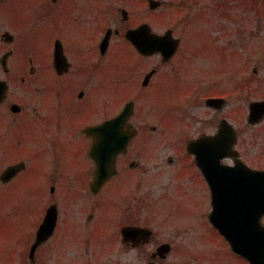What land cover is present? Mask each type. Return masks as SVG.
Here are the masks:
<instances>
[{"label": "flooded vegetation", "instance_id": "obj_1", "mask_svg": "<svg viewBox=\"0 0 264 264\" xmlns=\"http://www.w3.org/2000/svg\"><path fill=\"white\" fill-rule=\"evenodd\" d=\"M216 1L220 2L216 9L209 5L206 10H200L194 29L189 31L181 25L191 23L193 15L188 12L181 21L183 11L189 7L187 0H0V209L27 204L32 202L36 192L40 193L44 209L29 243L38 238V231L50 210L55 213L57 223L53 234L38 252L50 247L58 233L68 230L69 226L71 233L61 235L63 240L81 241L90 236V228L100 217H97L98 210L105 205L99 201V196L109 185L122 190L119 180L125 178L124 184L128 186L130 174L137 173L134 176L139 178L140 184L136 182L135 185L137 191L144 189L147 192L150 153L147 152L151 145L150 151H155L159 157L163 140L161 127L153 124L148 128L145 123L137 122V103L128 98L134 94L143 95L142 92L160 85L165 87L166 81L169 84L175 82L174 78L179 76L183 66L180 56L184 53L183 60L188 61L191 56L201 55L192 49L202 44L203 32L220 33L221 37L213 38L211 42L212 46L219 44L222 51L235 42L238 46L240 42L235 41L238 29L233 38L223 44L226 41L223 30L214 25V18H232L239 15L242 8L236 6L235 14L232 11L236 7L227 2L230 0ZM174 48L176 53L169 58ZM128 75L133 77V88L130 85L124 96L118 98L115 81H122ZM210 98H222L228 104V100L219 95H210L204 100ZM128 103L134 112L127 121L118 123L116 119ZM241 110L245 109L239 107V115H242ZM220 123L211 124L208 131L198 132V136L192 134V140L187 143V152L202 176L198 158L207 159V150L213 152L217 160L223 155L230 156L220 160V164L233 167L236 161L244 162L253 169L264 171V165L249 163V155L259 159L264 153L246 152L239 126L235 127L234 134L231 129L223 131L228 136L216 141L221 145L215 144L212 138H204L219 133ZM247 123L254 128V138L264 140V116L257 114L251 118L248 115ZM235 134L237 136L232 138ZM126 142V152L120 154L114 164L116 173L109 176L95 195L92 191L95 176L103 168L112 170V155L118 145L122 148ZM50 146L62 158L59 164L41 156ZM39 160L44 161L42 167L38 166ZM168 160L172 161V158ZM80 170L88 177L87 183L81 186L77 184ZM244 172L239 170V173ZM36 178H39V188ZM20 179H23V188L13 187L18 186ZM205 183L210 196L209 220L212 224L213 194L206 180ZM249 183L257 191L243 196V201L224 203L232 208L226 215L237 221L231 235L235 244L231 243L230 235L216 229L230 255L246 264L251 263L241 252L234 251V246L240 243L244 246V241L254 240L258 242V248L256 250L254 245L253 253L260 256L264 252V213L261 212L264 208V177L249 180ZM79 188L85 191L80 192ZM59 190L61 194L57 200ZM74 191L96 197L97 202H93L91 212H88L89 223L83 221L86 226L91 224L89 228H83V223L77 219L80 216L76 210H84L85 203L79 198L71 200ZM14 192L19 195L11 196ZM103 214L104 209L101 216ZM119 214L117 205L110 209L118 244L120 241L139 251L153 246L157 240L153 229L142 226L138 218L120 227L116 219ZM128 226L150 229L152 233L141 232L143 236L124 242L122 229ZM176 243L150 247L151 258L147 263L167 264L169 255L180 251ZM166 244L168 252L162 250L158 254Z\"/></svg>", "mask_w": 264, "mask_h": 264}, {"label": "rangeland", "instance_id": "obj_2", "mask_svg": "<svg viewBox=\"0 0 264 264\" xmlns=\"http://www.w3.org/2000/svg\"><path fill=\"white\" fill-rule=\"evenodd\" d=\"M187 2L189 7L183 11L184 14L178 15L183 14V21L188 12V15L193 13L191 23L181 24L189 31L194 29L201 9L206 10L209 5L216 9V5L220 3L216 0ZM227 2L233 8L238 6L242 10L232 18H214V25L223 30L226 40L223 44L230 41L238 29L235 41L240 42L237 43L240 47H235L236 42L230 44L228 53H224L223 58L218 54L221 46L215 43L212 46L211 42L213 38H220V33L211 35L210 31L203 34L197 31V34H202V44L195 46L193 50L201 55L191 56L188 61L183 60L184 53L180 56L183 66L182 72L174 78L176 83L174 80L171 84L166 81L165 87L160 85L142 92L144 96L134 94L128 98L137 103V122L145 123L148 128L153 124L161 127L163 140L159 157L155 151H150L151 145L147 152H150L149 173L145 184L148 186L147 192L144 189L137 191L135 185L140 184L139 178L134 177L137 173L130 174L132 180H129L128 186L124 184L125 178L119 180L122 190L109 185L99 196V201L105 205H101L98 210L97 217H100L90 228L91 235L85 236L81 241H67L68 238L63 240L61 235L71 233L69 226L68 230L58 233L50 247H44L38 252L37 264H148L151 258L150 247L172 242H177L175 245L181 252L169 255L167 264H246L230 255L225 241L210 223L209 191L186 147L192 140V134L198 136V132L208 131L211 124L227 118L236 127L239 126L247 153H264V140L255 139L254 128L247 123L248 105L257 99H264V0ZM232 12L237 14V7ZM126 49L128 51V48L123 47L124 51ZM132 81V75L122 81H115L118 98L124 96L130 85L133 88ZM246 81L250 86L252 84L251 89L241 88ZM253 81L255 82L252 83ZM210 92L220 94L219 96L228 100L222 111L206 107L204 99L210 96ZM239 107L245 109L241 110L242 115H239ZM41 156L47 157L51 163L56 161L59 164L62 160L53 146L43 151ZM170 158L172 161L168 160ZM254 158L253 155L247 157L250 164L264 165V154L259 159ZM43 162L39 160L38 166L42 167ZM83 168L82 164L81 170ZM68 173L70 176L71 172ZM77 176L79 186L87 183L88 177L84 171ZM36 185L39 188V178H36ZM13 187L22 189L23 179H20L18 186ZM79 189L80 192L85 191ZM15 194L19 195L14 192L11 196ZM60 194L59 190L57 200ZM35 195L32 202L15 208L0 209V264L1 261L2 264H29L28 252L33 241L27 246L26 244L31 241L44 209L40 193L36 192ZM71 196V200L79 198L85 203L84 210H76L80 216L77 219L83 223V228H89L91 224L86 226L84 222L89 223L88 212L93 207V202H97L96 197L91 193L77 191L72 192ZM116 205L120 211L116 217L119 226L136 218L140 219L142 226L150 227L157 233L153 246L139 251L126 247L120 241L121 245L118 244L117 228L113 217L109 215L110 209ZM103 209L104 214L101 216ZM24 247L25 253L21 255Z\"/></svg>", "mask_w": 264, "mask_h": 264}, {"label": "water", "instance_id": "obj_3", "mask_svg": "<svg viewBox=\"0 0 264 264\" xmlns=\"http://www.w3.org/2000/svg\"><path fill=\"white\" fill-rule=\"evenodd\" d=\"M216 101L217 100H209L208 104L212 105ZM258 108L261 109L259 112H258ZM262 112H264V102L256 103L251 106L252 118H255L257 114H260ZM130 113H132V111H131V108L129 107V109L128 110L126 109L125 112L116 119V121L118 123L125 122L129 118ZM227 128L230 129V127L224 122L222 126V130L220 131V134L217 137H221L222 132ZM127 145H128L127 142L122 148H120L118 145L117 151L115 154H113L112 160H115V158L122 151L126 149ZM210 154L211 152L209 153V155ZM200 166L204 169L206 177L211 181V185H212L211 187L214 193V212L211 216L212 223L222 234L230 235V241L232 242V244H235V238L231 237V235L236 230L234 228H236L237 221L234 217L226 215V212H230L231 209L228 208L225 204H221L223 192L225 191L231 194H237L241 192H244L245 194L253 193L254 191L253 185L249 183V180H252L258 174H260L261 177H264V174L251 171L250 169L248 170L249 171L248 174H236V173L234 174L231 172H225V171H230L233 169H228V168L220 166L218 161L215 159H206V160L202 159L200 160ZM215 171L219 172V174L216 176L214 174ZM105 178H106L105 176L98 177L97 178L98 185H99V182L105 180ZM55 224H56L55 213H53V211L50 210L44 224L42 225L39 231V238H38L36 245L33 247L32 255L34 254L37 246L48 238L47 235H50L52 233V231L55 228ZM131 230L132 229L129 228L124 232L125 238L130 237V236L131 237L137 236L136 234H138V232L134 233V231L132 232ZM244 243H245L244 246L242 245V243H240L239 245H236V247L234 246V250L237 252H241L245 257H248L254 264L255 256H254L253 250H254V245L257 250L258 243L254 240L250 242L244 241ZM260 244H261V247H263V244L261 242ZM162 250L165 252H168L169 246L164 245L159 251L161 252ZM260 264H264V261H260Z\"/></svg>", "mask_w": 264, "mask_h": 264}]
</instances>
